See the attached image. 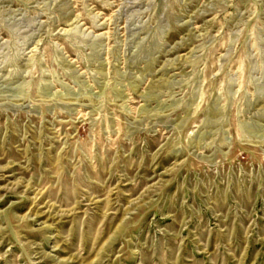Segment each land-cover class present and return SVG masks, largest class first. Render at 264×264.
Here are the masks:
<instances>
[{
  "label": "rangeland",
  "instance_id": "1",
  "mask_svg": "<svg viewBox=\"0 0 264 264\" xmlns=\"http://www.w3.org/2000/svg\"><path fill=\"white\" fill-rule=\"evenodd\" d=\"M0 264H264V0H0Z\"/></svg>",
  "mask_w": 264,
  "mask_h": 264
}]
</instances>
